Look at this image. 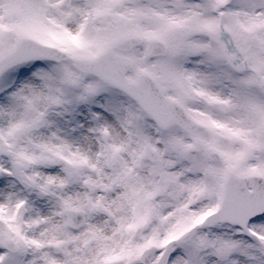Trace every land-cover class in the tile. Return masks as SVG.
Wrapping results in <instances>:
<instances>
[{
  "label": "snow or ice",
  "instance_id": "snow-or-ice-1",
  "mask_svg": "<svg viewBox=\"0 0 264 264\" xmlns=\"http://www.w3.org/2000/svg\"><path fill=\"white\" fill-rule=\"evenodd\" d=\"M0 264H264V0H0Z\"/></svg>",
  "mask_w": 264,
  "mask_h": 264
}]
</instances>
